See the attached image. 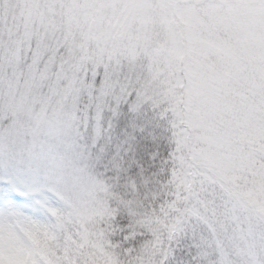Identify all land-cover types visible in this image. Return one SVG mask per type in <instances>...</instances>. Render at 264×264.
Segmentation results:
<instances>
[{
  "label": "snow or ice",
  "instance_id": "snow-or-ice-1",
  "mask_svg": "<svg viewBox=\"0 0 264 264\" xmlns=\"http://www.w3.org/2000/svg\"><path fill=\"white\" fill-rule=\"evenodd\" d=\"M0 264H264V0H0Z\"/></svg>",
  "mask_w": 264,
  "mask_h": 264
}]
</instances>
